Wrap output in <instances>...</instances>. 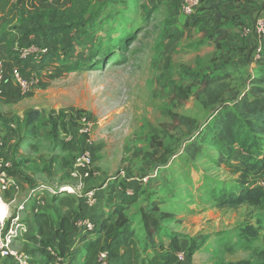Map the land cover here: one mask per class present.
Wrapping results in <instances>:
<instances>
[{"label": "rangeland", "instance_id": "1", "mask_svg": "<svg viewBox=\"0 0 264 264\" xmlns=\"http://www.w3.org/2000/svg\"><path fill=\"white\" fill-rule=\"evenodd\" d=\"M42 1L46 4L44 11L72 5L71 0ZM180 3L181 0H95L87 14L93 25H83L75 33L77 44L72 51L59 47V57L35 69L40 81L29 95H23L32 98L21 105L17 132L25 136L29 126L33 131L29 138H41V149L37 150L46 153L59 172L51 180L57 187L77 184L72 174L74 162L84 148L91 149L92 178L87 185H105L100 192L107 212L108 199L112 205L122 196L135 193L137 199L129 204L127 213L133 216L143 251L149 245L144 239L140 209L158 204L159 210L152 211L162 220L158 244L167 245L176 236L202 246L189 255L188 244L183 264L243 259L264 264L263 176H252L249 183L263 190L260 203L218 206L219 190L215 188L219 182L234 188L240 173L232 169L242 165L245 153L237 151L228 161L220 162L218 148L207 143L202 145L204 153L196 159L186 151L190 138L210 120L217 106L215 96L228 98L249 89L251 76L264 77V65L259 67L261 59L257 61L255 57L263 56L264 39L260 53L255 35L243 30L240 41L228 43L226 48L202 44L201 25H193V17L192 23L183 20ZM258 8L245 30H252L262 15L264 6ZM41 12L36 17L46 23L47 19L39 16ZM131 34L134 37L124 45L123 40ZM251 37L254 43L249 41ZM99 61L100 65L92 66ZM79 63L86 67L69 68ZM223 68L227 78L208 88L194 79L212 71L220 74ZM32 106L40 115L34 124L26 126L27 117L22 113L26 107L34 110ZM73 112L86 114L91 120L88 136L65 123L63 117ZM7 128L0 126V132ZM13 159L9 160L15 167ZM59 196L47 197L53 215L70 212L84 218L81 208L88 202L79 196V191ZM26 197L22 195L11 204V214L25 205L21 216L30 228L32 212H26ZM25 200L28 202L29 197ZM13 246L29 254L35 264L45 258L41 250L39 254L35 251L29 238H15ZM153 250L149 246V251ZM0 264L14 263L0 255ZM49 264L60 263L54 259Z\"/></svg>", "mask_w": 264, "mask_h": 264}, {"label": "trees", "instance_id": "2", "mask_svg": "<svg viewBox=\"0 0 264 264\" xmlns=\"http://www.w3.org/2000/svg\"><path fill=\"white\" fill-rule=\"evenodd\" d=\"M71 1L70 8L50 9L39 14L47 19L42 28L43 36L53 42V45L46 44L42 46V48H47L45 52L42 51L40 55H29L24 59L33 58L42 66L49 60L59 57L57 54L59 47L72 51L74 45L77 44L78 35L75 33H78L83 25H93V22L87 20V14L95 0ZM242 1L248 0H222L210 4L201 1L197 12L191 16L193 23H190L193 25L202 23L200 27L203 33L202 44L211 43L218 49H222L228 47V39L241 35L242 30L246 28L242 16H227L222 9V4L223 2ZM23 19V10L17 0H0V24H12ZM133 37L132 34L129 35L122 43L125 45ZM260 59L262 60V56L257 61ZM101 63V61L96 62L92 66L96 67ZM85 67L83 63L69 66L71 69ZM219 71L222 74L212 71L210 74L195 76L194 79H198L204 87L208 88L227 78L225 68ZM214 102L217 106L213 109L210 120L190 138L186 151L192 155L193 159H196L200 153H204L202 145L207 143L218 148L220 154L218 160L225 162L235 152L242 150L246 155L241 159L242 165H234L232 169L234 173H240L234 188L231 189L228 184L221 182L218 188H215L219 190V196H216L218 206L238 207L244 203L258 204L262 201L263 190L254 188L255 186L249 183L252 176H263L264 178V77L251 76L249 89L246 88L245 91L235 93L228 98L215 96ZM75 113L63 117L70 129ZM39 115L38 109L30 110L27 113V122L34 124ZM104 186L89 183L87 189H97L98 198L99 191ZM136 199L135 193L124 195L120 202L114 204L112 212L107 215L97 213L96 220L93 222L95 224L93 231L87 229L85 232L78 231L77 221L80 219L78 216L74 218L69 215L55 217L47 210L34 212L39 234L30 235L28 238L32 242L42 241L44 243L42 254L45 258L40 259L39 264H49L54 259L60 264H183L178 255L184 252L186 257L185 248L188 244L189 255L200 250L202 247L199 246L200 244L186 243L176 236H173L167 245L158 244L157 239L161 234L162 220L153 214V210H159L158 204H154L140 209L144 239L149 246L154 248L153 251H149V246H147L143 251L140 245L142 239L135 229L133 216L127 213L129 204ZM108 203H111L110 199ZM82 216L88 218L85 214ZM262 244L264 247V234ZM102 253L106 254L103 259L101 258ZM7 260L13 262L10 259ZM33 263L35 264L34 261ZM219 264H252V261L243 259Z\"/></svg>", "mask_w": 264, "mask_h": 264}, {"label": "crops", "instance_id": "3", "mask_svg": "<svg viewBox=\"0 0 264 264\" xmlns=\"http://www.w3.org/2000/svg\"><path fill=\"white\" fill-rule=\"evenodd\" d=\"M222 0H203L206 4L221 2ZM18 4L21 6L24 14V19L12 24H0V58H3L5 61V70H6V82L4 84V92L0 97V126L8 127L6 132H0L5 138L4 147L2 149L1 155L6 158H14L15 161V173L20 182L21 189L15 195L13 192L4 194L6 200L11 204L16 203L18 198L22 195H28L29 201L25 199L23 202L28 204L26 212H32L31 220L28 222L31 224L29 228V233L23 237L28 238L30 235L39 234L35 219L34 212L47 210L52 212L53 207L50 203L47 202V197L53 195L48 190H37L41 184L51 185L57 187L53 184L51 180L57 178L59 172L53 168L52 161L46 156V153L37 150V147L41 149L42 140L41 138L32 140V137L29 138L30 134L33 132L30 130V127L27 126L29 123L25 121L28 128V132L25 136H19L17 132V120L21 105L30 102V97H23L15 85L12 74L14 71H22L24 75L28 78L38 77L36 75L35 69L41 65L36 62L33 58L24 59L20 52L16 49V43L20 46H32L36 48H41L42 46L49 44L53 45L48 39H45L43 36V26L45 23L42 21V17L36 18V14L44 11L46 9V4H43L42 0H17ZM263 6L262 0H248L242 2H223L222 9L224 10L227 16L241 15L243 22H251L255 19L257 15L258 7ZM180 14L183 17V20L190 22V17L185 16L182 12ZM202 26V23L199 24ZM200 26V27H201ZM240 35L234 38L228 39V43H233L235 41H240ZM251 43H254V38H249ZM211 44V43H209ZM237 48V47H236ZM264 53V51H263ZM242 56V55H241ZM264 65V54L262 60L260 61L259 67ZM33 109L36 106H32ZM30 107H26V111H23L22 114H25L24 117H27V113L30 111ZM35 123V122H34ZM24 126V127H26ZM0 131H2L0 129ZM37 132V131H34ZM1 135V134H0ZM1 135V136H2ZM39 143V144H37ZM30 149V150H28ZM51 150V149H50ZM110 183V182H109ZM105 188L100 189L102 191ZM99 191V192H100ZM63 194V193H62ZM59 195H53V197H58ZM60 197V196H59ZM57 200V198H56ZM99 202L97 205L90 206L89 204L83 206L81 211L89 218L92 222L96 220L97 213L101 212L104 214H109L114 209V203L108 205V212L103 209L102 203H105L103 198V192L99 193ZM21 202V201H20ZM7 213V210H6ZM25 214L22 211V215ZM63 215H69L72 218L73 214L70 212H65ZM55 216V215H54ZM57 217V216H55ZM95 225V224H94ZM78 231H84L85 229L79 227ZM43 238V237H41ZM35 251L39 254L40 250L44 247L42 241L33 242Z\"/></svg>", "mask_w": 264, "mask_h": 264}, {"label": "built area", "instance_id": "4", "mask_svg": "<svg viewBox=\"0 0 264 264\" xmlns=\"http://www.w3.org/2000/svg\"><path fill=\"white\" fill-rule=\"evenodd\" d=\"M202 0H181L180 9L181 12L188 17L193 16L200 6ZM263 6H264V0ZM243 29V32H249L255 35L257 41V51L260 53L262 51V40L264 39V8L262 15L258 17L255 21L252 30ZM16 49L20 52L23 58H27L31 53L40 55L41 52H45L47 48H36L32 46H20L16 43ZM259 56V55H258ZM255 56L260 58V56ZM15 85L21 95L27 96L32 90L38 86V77L28 78L21 71H14L12 74ZM6 82V70L5 61L0 58V97L4 92V84ZM72 128L78 129V132L84 136H88L92 129V122L86 114L81 112L75 113V118L73 120ZM68 140L72 139L71 135L67 136ZM3 137L0 135V198L9 207L8 215L5 219H1V230H0V255L6 259H10L14 264H34L32 257L20 250L14 248V240L18 237H23L29 232V228L22 220V208L21 206L18 212L11 214V203L6 201L4 194L13 192L15 195L20 191V182L14 173V163L1 155V151L4 147ZM93 165V154L91 149L84 148L82 152L78 155L74 162L72 174L77 180V184L74 185H64L59 187H53L46 184H41L37 190H48L53 195H59L62 193H78L79 196L87 200L90 206L97 204V189L90 188L87 189V180L92 178V166ZM89 182V181H88ZM264 183V178H262ZM105 187V186H104ZM103 187V188H104ZM77 225L83 229L93 231L95 225L88 218H81L77 221ZM106 254L102 253L101 258H105ZM179 259L183 261L185 259V253H179Z\"/></svg>", "mask_w": 264, "mask_h": 264}, {"label": "bare ground", "instance_id": "5", "mask_svg": "<svg viewBox=\"0 0 264 264\" xmlns=\"http://www.w3.org/2000/svg\"><path fill=\"white\" fill-rule=\"evenodd\" d=\"M5 206V208L3 207V205ZM6 210H7V213H6ZM8 212H9V207L7 204H5V202L0 198V220L2 219H5L6 216L8 215Z\"/></svg>", "mask_w": 264, "mask_h": 264}]
</instances>
